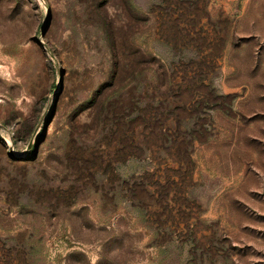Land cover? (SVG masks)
<instances>
[{
  "label": "rangeland",
  "instance_id": "374dc122",
  "mask_svg": "<svg viewBox=\"0 0 264 264\" xmlns=\"http://www.w3.org/2000/svg\"><path fill=\"white\" fill-rule=\"evenodd\" d=\"M99 12L0 0V264H264V0Z\"/></svg>",
  "mask_w": 264,
  "mask_h": 264
},
{
  "label": "trees",
  "instance_id": "16d2710c",
  "mask_svg": "<svg viewBox=\"0 0 264 264\" xmlns=\"http://www.w3.org/2000/svg\"><path fill=\"white\" fill-rule=\"evenodd\" d=\"M108 1V0H106ZM106 1L102 3V0H94V5L96 11L99 12L100 8L103 7V4H106ZM100 13V12H99ZM102 23H104L103 27H106L107 19H102ZM111 44H114L113 41H110ZM31 56L25 60V62L20 67V87L24 91H28L30 89L42 88V90H50L54 89V85H48L53 75L52 63L47 59V53L41 46L34 47V50L31 52ZM48 85V86H46ZM107 86V85H106ZM106 86H102L101 90L96 91L88 101V109L90 112L93 110L97 111L98 114H106L107 117L116 116L120 113L119 106L115 101V94L112 96L105 94L106 91L104 89ZM4 121L3 118H1ZM118 120L115 122L117 124ZM1 135V132H0Z\"/></svg>",
  "mask_w": 264,
  "mask_h": 264
}]
</instances>
